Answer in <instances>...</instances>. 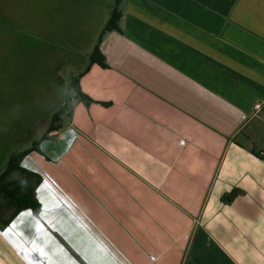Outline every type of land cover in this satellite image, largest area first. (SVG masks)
Returning a JSON list of instances; mask_svg holds the SVG:
<instances>
[{
  "label": "crops",
  "instance_id": "obj_1",
  "mask_svg": "<svg viewBox=\"0 0 264 264\" xmlns=\"http://www.w3.org/2000/svg\"><path fill=\"white\" fill-rule=\"evenodd\" d=\"M120 10L108 67L85 53L90 100L40 98L64 111L21 162L40 210L0 228V264H264V0Z\"/></svg>",
  "mask_w": 264,
  "mask_h": 264
},
{
  "label": "rangeland",
  "instance_id": "obj_2",
  "mask_svg": "<svg viewBox=\"0 0 264 264\" xmlns=\"http://www.w3.org/2000/svg\"><path fill=\"white\" fill-rule=\"evenodd\" d=\"M115 4L0 0V171L11 151L29 148L46 131L47 119L41 116L47 109L40 105L44 92L51 86L64 98L71 95L72 81L85 67V53L106 27ZM206 239L203 257L217 252ZM218 260L224 262L222 255L213 258Z\"/></svg>",
  "mask_w": 264,
  "mask_h": 264
},
{
  "label": "trees",
  "instance_id": "obj_3",
  "mask_svg": "<svg viewBox=\"0 0 264 264\" xmlns=\"http://www.w3.org/2000/svg\"><path fill=\"white\" fill-rule=\"evenodd\" d=\"M121 0H116V4L112 9L111 18L106 27L103 29L98 37L97 43L90 53L89 66L98 64L101 67L107 68L105 56L100 49V44L104 35L109 31H121L119 21L122 17L120 10ZM87 68V70H88ZM74 89L77 99L89 101L90 99L84 95L80 89L79 79L76 78L71 84ZM64 109L61 108L56 111L49 121L46 131L42 134L40 139L34 141L29 148L23 150L16 149L10 152L5 167L0 171V228L8 226L14 217L21 211L30 209L34 213L40 210V203L36 198V189L40 185L42 178L37 173L28 171L21 166L22 160L31 152L42 153L40 143L43 138L58 129V122ZM15 173L19 175L13 177ZM237 192L233 191L227 196V200H232L236 197ZM11 210V214L6 217V211Z\"/></svg>",
  "mask_w": 264,
  "mask_h": 264
}]
</instances>
